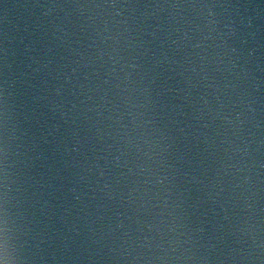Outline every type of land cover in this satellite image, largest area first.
Segmentation results:
<instances>
[{
	"label": "water",
	"instance_id": "water-1",
	"mask_svg": "<svg viewBox=\"0 0 264 264\" xmlns=\"http://www.w3.org/2000/svg\"><path fill=\"white\" fill-rule=\"evenodd\" d=\"M264 264V162L233 0H0V258Z\"/></svg>",
	"mask_w": 264,
	"mask_h": 264
},
{
	"label": "clouds",
	"instance_id": "clouds-1",
	"mask_svg": "<svg viewBox=\"0 0 264 264\" xmlns=\"http://www.w3.org/2000/svg\"><path fill=\"white\" fill-rule=\"evenodd\" d=\"M0 264H8L6 248H5V255H4V257L3 258H0Z\"/></svg>",
	"mask_w": 264,
	"mask_h": 264
}]
</instances>
